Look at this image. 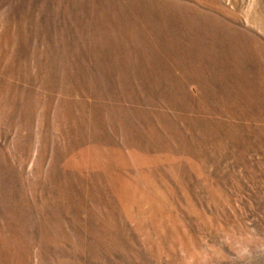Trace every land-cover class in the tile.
<instances>
[{
	"label": "rangeland",
	"instance_id": "obj_1",
	"mask_svg": "<svg viewBox=\"0 0 264 264\" xmlns=\"http://www.w3.org/2000/svg\"><path fill=\"white\" fill-rule=\"evenodd\" d=\"M0 264H264V0H0Z\"/></svg>",
	"mask_w": 264,
	"mask_h": 264
}]
</instances>
